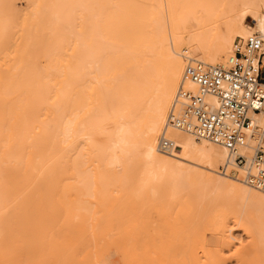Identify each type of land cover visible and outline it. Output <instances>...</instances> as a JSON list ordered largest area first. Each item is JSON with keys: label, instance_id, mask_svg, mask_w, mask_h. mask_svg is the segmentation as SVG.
<instances>
[{"label": "bare ground", "instance_id": "obj_1", "mask_svg": "<svg viewBox=\"0 0 264 264\" xmlns=\"http://www.w3.org/2000/svg\"><path fill=\"white\" fill-rule=\"evenodd\" d=\"M241 1L203 28L178 0H0V264H227L226 248L264 264V226L233 208L264 194L225 147L169 121L197 90L189 65L229 66L238 37L264 35V0ZM252 120L249 166L264 113Z\"/></svg>", "mask_w": 264, "mask_h": 264}, {"label": "built area", "instance_id": "obj_2", "mask_svg": "<svg viewBox=\"0 0 264 264\" xmlns=\"http://www.w3.org/2000/svg\"><path fill=\"white\" fill-rule=\"evenodd\" d=\"M233 49L229 66L198 63L186 68L185 79L193 82L197 90L181 88L182 108L172 111L169 121L198 138L225 147L235 163L244 167L246 182L264 191V148L258 146L252 161L255 166H249L247 157L238 152L256 133L253 114L264 113V35L254 32L238 37ZM160 148L173 153L178 146L163 136ZM227 169L221 167V171Z\"/></svg>", "mask_w": 264, "mask_h": 264}, {"label": "rangeland", "instance_id": "obj_3", "mask_svg": "<svg viewBox=\"0 0 264 264\" xmlns=\"http://www.w3.org/2000/svg\"><path fill=\"white\" fill-rule=\"evenodd\" d=\"M178 1L180 3V6L182 7V13H185L186 11H189V10H193L194 13L202 20V24H203L202 26H205L203 28H207V27H210L211 25H213L212 21H213L214 17H216L218 19V23H220L223 16H228V17L234 16L244 6V4L241 0H236V1L232 0V4L234 3L233 5L235 6V10H231V5L229 4L228 0H178ZM221 13H223V15H219ZM246 22L248 24L253 23L251 17H248ZM252 31L254 32V31H258V30L253 29ZM236 37L234 36V40L236 39ZM234 40H233V42H234ZM231 47L232 46L230 45L226 49L227 61H228V56L230 54ZM188 50H189V53H191V54L194 53V49L192 47L188 48ZM199 55H201V54H199ZM186 62H190V60L188 59V60H186ZM217 64L218 65H227V62L222 59V61L218 62ZM262 77H263V82H264V64H263V68H262ZM228 180H230V181L232 180L239 185H244L243 183H241L239 181H235V180L230 179V178ZM252 190H254L255 192H257L259 194H264V192L258 191L257 189L252 188ZM233 208H234V211L240 210V212L245 213V214L243 213L245 216V223H246V220L250 217L252 224L250 222V219L247 220L246 225L248 227H250L251 225L254 224L253 221H255V224H256L255 227L258 226V228L256 227L257 229L264 226V208H259L258 206H251V205L247 206V208H245L244 210L241 207V205H236ZM233 208H232V210H233ZM232 224H233L232 233L236 237L235 242L238 243L237 248L240 247V243H242L244 245L248 244V242H249L248 233L245 230L235 226L234 223H232ZM249 224H251V225H249ZM255 227L253 225V227L251 226L250 228L251 229L254 228L253 230H255L256 229ZM208 239L210 240V242L211 241L213 242V240H214L212 237V233L210 231L208 232ZM224 253H226V256L230 257V259L227 260V264H236L235 257H232V254L235 253L234 249L230 250V249L226 248Z\"/></svg>", "mask_w": 264, "mask_h": 264}]
</instances>
